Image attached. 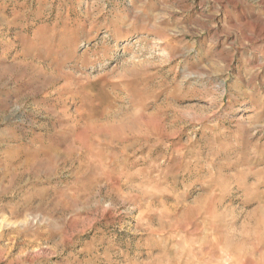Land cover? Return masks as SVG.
<instances>
[{
	"label": "rangeland",
	"instance_id": "obj_1",
	"mask_svg": "<svg viewBox=\"0 0 264 264\" xmlns=\"http://www.w3.org/2000/svg\"><path fill=\"white\" fill-rule=\"evenodd\" d=\"M0 264H264V0H0Z\"/></svg>",
	"mask_w": 264,
	"mask_h": 264
}]
</instances>
